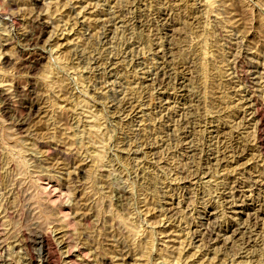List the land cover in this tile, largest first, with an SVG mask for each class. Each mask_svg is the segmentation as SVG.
Returning <instances> with one entry per match:
<instances>
[{
  "label": "rangeland",
  "instance_id": "374dc122",
  "mask_svg": "<svg viewBox=\"0 0 264 264\" xmlns=\"http://www.w3.org/2000/svg\"><path fill=\"white\" fill-rule=\"evenodd\" d=\"M0 264H264V0H0Z\"/></svg>",
  "mask_w": 264,
  "mask_h": 264
},
{
  "label": "bare ground",
  "instance_id": "6f19581e",
  "mask_svg": "<svg viewBox=\"0 0 264 264\" xmlns=\"http://www.w3.org/2000/svg\"><path fill=\"white\" fill-rule=\"evenodd\" d=\"M263 120V119H262ZM262 124V123H261ZM263 125V124H262ZM40 236V235H39ZM38 238V237H37ZM210 239V238H209ZM46 239H44L43 237H41L40 241H45ZM49 241V240H48ZM37 242V241H36ZM47 242V241H46ZM42 246V245H41ZM47 246V245H46ZM43 251V250H42ZM49 251V250H48ZM48 253V252H47ZM51 255V254H50ZM44 256V255H43ZM49 257V256H48ZM50 259V258H49ZM50 261V260H49ZM43 262V261H42ZM48 263V262H47ZM51 263V262H50Z\"/></svg>",
  "mask_w": 264,
  "mask_h": 264
}]
</instances>
